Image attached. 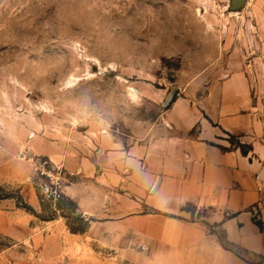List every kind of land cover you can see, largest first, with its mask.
I'll use <instances>...</instances> for the list:
<instances>
[{
    "label": "crops",
    "instance_id": "0c3cea01",
    "mask_svg": "<svg viewBox=\"0 0 264 264\" xmlns=\"http://www.w3.org/2000/svg\"><path fill=\"white\" fill-rule=\"evenodd\" d=\"M229 67L202 99L172 95L161 135L126 144L103 133L67 144L33 136L27 151L0 154V183L43 216L0 200V235L15 244L0 264H264V86ZM38 158L63 168V201L86 232L71 233L56 207L46 216Z\"/></svg>",
    "mask_w": 264,
    "mask_h": 264
},
{
    "label": "rangeland",
    "instance_id": "374dc122",
    "mask_svg": "<svg viewBox=\"0 0 264 264\" xmlns=\"http://www.w3.org/2000/svg\"><path fill=\"white\" fill-rule=\"evenodd\" d=\"M231 65L263 89L264 0H0V154L161 135L166 98L202 99Z\"/></svg>",
    "mask_w": 264,
    "mask_h": 264
},
{
    "label": "built area",
    "instance_id": "2783aa9c",
    "mask_svg": "<svg viewBox=\"0 0 264 264\" xmlns=\"http://www.w3.org/2000/svg\"><path fill=\"white\" fill-rule=\"evenodd\" d=\"M33 172L39 200L42 204L56 207L63 201L65 187L63 168L55 165L49 158H38L33 163ZM141 249L145 250L144 247Z\"/></svg>",
    "mask_w": 264,
    "mask_h": 264
},
{
    "label": "trees",
    "instance_id": "16d2710c",
    "mask_svg": "<svg viewBox=\"0 0 264 264\" xmlns=\"http://www.w3.org/2000/svg\"><path fill=\"white\" fill-rule=\"evenodd\" d=\"M230 140L231 143L237 146L244 155H247L249 148H246L240 145L239 143L235 142L233 137H230ZM8 199L14 200L18 208L25 210L27 213L40 217V215L37 214L32 207L25 203V201L20 195L19 190H17L16 192H11L7 191L6 189L0 186V200ZM56 208L62 211L61 214L65 218L67 227L71 233L82 234L87 231L89 227L88 221H86L81 216L75 214L73 204H71L70 202L61 201L56 205ZM64 210H66V212ZM48 218L52 219V217ZM223 244L226 248H229V245L226 244L224 241Z\"/></svg>",
    "mask_w": 264,
    "mask_h": 264
},
{
    "label": "water",
    "instance_id": "95a60500",
    "mask_svg": "<svg viewBox=\"0 0 264 264\" xmlns=\"http://www.w3.org/2000/svg\"><path fill=\"white\" fill-rule=\"evenodd\" d=\"M244 2L245 0H232L233 9H239ZM135 92L137 93V90H135ZM172 100H173V96L170 95L168 100L165 103L166 106L169 105Z\"/></svg>",
    "mask_w": 264,
    "mask_h": 264
}]
</instances>
